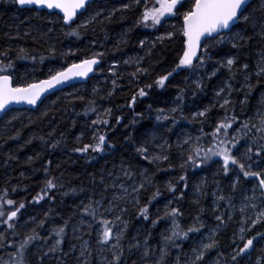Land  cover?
Returning <instances> with one entry per match:
<instances>
[{"label": "trees", "instance_id": "trees-1", "mask_svg": "<svg viewBox=\"0 0 264 264\" xmlns=\"http://www.w3.org/2000/svg\"><path fill=\"white\" fill-rule=\"evenodd\" d=\"M191 2L192 0H187L183 10L187 11ZM157 7H160L158 0H140L139 4L135 0L94 2L90 14L100 11L102 15L98 16L86 30H80L81 38L77 39L75 36L64 35L72 26L63 25L56 19L59 15L46 11L20 10L12 0H0V51L12 49L8 57L0 56V60H4L5 63H8L9 58L15 61L14 68L7 73L13 76L15 86H25L47 79L50 69L61 70L73 62L78 63L86 57L90 58L93 52L105 54L100 57L101 66L88 83L69 87L47 97L36 111L13 110L9 119L12 115L18 119L13 120L11 124H7L5 120L0 122V197L7 190V198L15 200L17 205L19 203L26 205L20 210L17 221H13L17 225L15 229L17 246L20 240L31 234L33 228H36L41 236H47L51 234L52 229L62 226L65 220L70 219L64 238V248L67 251L70 246L75 245L77 251L65 259L66 264H77L76 257L79 255V245L82 241L75 239L74 235L79 237L89 231L87 225L92 222L90 216L83 215L84 205L90 200H99L103 193L107 206L112 195L120 192L118 185L123 183L130 187L142 179L140 173L144 169L148 170L146 175L152 178V183L159 187L162 194L149 206V220L138 218V206L129 199L125 205L128 212L124 214V219L129 221L127 235L123 241L125 244L133 236H138L139 240L143 241L150 234L149 244L153 248L155 258L158 255L157 247L163 242L162 234L171 229L172 224L170 220L161 219L153 228L152 219L157 218V215H164L169 201L171 200L170 207H180L184 213L180 217V223L185 228L192 223L193 217L201 214L200 209H204L201 219L206 226L202 233L191 234L189 241H177L183 246L171 250L172 256L181 255L183 264V256L190 255V248L195 246L196 242H208L207 236L217 223L216 197L213 194L218 192L231 196L236 208L232 213L233 219L216 237L220 241L219 250L228 256L232 239L235 238L240 243L241 225L237 221L243 217L239 207L244 202V189L251 187L256 181L241 180L237 190L233 191L231 183L235 179L234 174L232 171H229L227 176L223 174L221 167L223 161L219 157L206 162L203 167L192 168L189 165L184 170L179 167L183 158L191 154V147L196 138H199V146L204 149L214 148V143H218V138L214 141L211 133L227 114L225 109L217 105L206 117L195 119L193 117L195 112L203 111L205 107L216 103L217 86L227 80L229 74L226 69H221L211 81L204 80L203 91L197 88L196 82L212 71L215 61L222 60L229 52V47L210 46L208 54L211 59L206 61L205 67L182 69L169 78L164 89L159 88L154 84V80L175 67L176 61L186 50V39L181 31L183 17L179 13L174 16L166 15L159 25H153L151 20L141 22L142 14L146 10L150 11ZM115 9L120 10L114 11ZM109 16L110 19H106ZM79 19L81 16L77 20ZM49 20L54 22L50 24ZM157 37L164 39L161 42ZM141 41L144 42L143 46L140 44ZM260 46L253 41L249 47L240 50L241 60H247L250 69L255 65ZM21 48L25 50L23 55L28 56V59L17 58L18 50ZM53 48L55 58H52ZM69 50L76 54L66 56L62 54ZM41 56L45 57L43 62L40 61ZM31 57H35V60ZM126 60L129 63L125 64ZM114 64L117 67L112 69L110 66ZM137 66L147 68L149 75L133 76L132 73L136 71ZM101 67L104 71H99ZM112 71L117 73L118 87L115 88V95L109 96L108 93L112 90ZM255 79L253 77V80ZM242 80L243 77L237 75L236 80L232 81L234 87L239 89ZM146 84L153 85L151 89L145 88L148 95L144 98L136 96L139 88L145 87ZM94 89L97 91L94 92ZM181 90H184V94L178 101L176 97L181 94ZM132 96H136L135 107L128 106ZM262 96L264 84L252 92L248 104L240 103L244 93L233 92L235 113L240 121L251 119L253 123L258 122L255 114L260 110ZM80 97L83 99H79ZM178 105L181 111H170ZM93 107L96 111L91 110ZM109 108L112 109L110 118L104 116L105 110ZM158 109H164V112L161 113ZM165 115H168L169 119H157L158 116ZM118 116L123 117L120 125L115 124ZM172 117L179 121L174 127ZM97 118H109L110 122L107 125L93 126L91 121ZM201 120L205 122L202 124ZM93 127L99 134H107L105 153H94L91 149L86 153L75 152L74 149L77 147L96 142L93 140L95 135ZM241 128L242 124L240 127L233 124V128L228 130L229 138L238 136L239 140L233 149L234 156L242 154L245 146H251L255 152L258 150V144L264 143L259 141L260 133L256 132L255 128L244 131H241ZM17 133L20 134L18 140L9 139ZM81 135L82 139L78 140L77 137ZM185 139H189V144L183 143ZM253 139L258 143L253 144ZM57 141L58 147L52 148V144ZM165 142L170 147L162 149L161 146L165 145ZM109 144H114L115 147H109ZM142 144L148 147L150 153L159 155L165 151L169 155V160L162 161L160 166L169 168L171 165L169 170L160 171L155 164H149L144 160L136 151ZM9 154L16 158L9 159ZM29 157L33 159L29 161ZM48 161L52 162L51 165ZM122 164L125 169L131 166L132 171L136 173L133 180L123 176ZM232 167L230 165V168ZM183 174L188 176L187 190L182 188L184 182L179 181V176ZM48 179L54 180L57 184L56 189H46L45 182ZM113 182L117 187H109L105 191V186ZM170 182L176 186L177 193H184L183 200L172 199L176 194L165 190ZM196 185H202L203 192H197ZM41 189H46L43 193L45 198L39 203H32ZM153 191L154 188L151 186L142 191L140 203L145 204ZM197 200L199 203H195ZM9 207L15 206L5 203V210ZM227 208V203L219 202V212L225 218L229 214L225 212ZM106 215L109 219L113 218L111 214ZM41 221L44 222L43 227H37ZM81 221L83 227H80ZM0 225H3L0 232H12L3 224L2 219ZM73 226L79 228L75 234ZM100 227L102 226L95 225L91 229V237L84 236V239L91 241L93 247L96 231ZM257 228H264V225H258ZM254 232L256 229L246 232L245 235L250 237ZM55 239L56 237H53V240ZM6 240L8 244L13 243L11 235L6 237ZM254 246H257L255 241ZM6 251L11 252L13 249L8 248ZM210 255L214 259L217 253L213 252ZM0 257L8 259L5 250L0 249ZM28 259L34 261L35 258L29 255ZM169 260L171 261V257ZM58 261L59 257L56 261H48V264H58Z\"/></svg>", "mask_w": 264, "mask_h": 264}, {"label": "snow or ice", "instance_id": "snow-or-ice-1", "mask_svg": "<svg viewBox=\"0 0 264 264\" xmlns=\"http://www.w3.org/2000/svg\"><path fill=\"white\" fill-rule=\"evenodd\" d=\"M137 4L140 0H135ZM187 0H158L160 7L153 8L152 10H146L141 17V22L146 23L151 20L153 25H159L161 19L165 15H177L178 13L183 17V28L181 29L183 36L187 38L186 50L175 63V67L168 71L167 74L159 76L154 80V84L161 89L165 88L166 82L170 77L178 73L182 69H195L203 68L206 66V61L211 57L208 54L210 46H227L229 52L225 54L222 60L215 61L212 71L204 76L201 80L196 82L197 88L201 91L204 90V80L211 81L213 77H216L221 69H226L229 74L227 80L222 81L215 92L216 103L210 104L205 107L203 111H197L194 114L193 119L199 117L204 118L217 105L225 109L226 115L221 122L215 127V131L211 133V136L218 138V143H214V148L204 149L199 146V138L195 139V142L191 147V154L183 158V162L179 167L184 170L190 166L192 168L203 167L206 162L212 161L214 158L219 157L222 163V171L225 176L229 171L234 174V181L231 183L233 191L237 190V186L240 185L241 180L250 181L255 180L256 183L251 187L244 189V202L239 207V212L242 214V219L237 223L241 225L239 229L240 243L235 238L232 239L231 251L228 256L224 255V252L220 251V241L216 239L220 230L228 225V222L233 219L232 213L236 211L233 204V198L231 196H225L223 194L214 193L216 197V215L215 221L217 222L215 227L211 230V233L207 236V243L196 242L195 246L190 248V255L185 254L183 256V264H264V228H257L258 225H264V143L258 144V150L253 152L251 146H245L242 154L233 155V149L236 148V144L239 142L238 136L229 138L228 130L233 128V124L241 126V131L251 130L255 128V131L260 133L259 141H264V96L261 97L260 110L257 111L256 119L257 123H253L251 119L240 121L235 113L234 101L232 95L234 91L244 93V97L240 100V103L248 104L249 97L252 92L264 84V0H192L190 7L187 11L183 10ZM12 3L18 6L20 10L36 11V10H59L63 13L62 17L57 16L63 25H69L70 27L64 32L66 36H75L77 39L81 38L80 30L87 29L96 18L102 13L95 11L94 14H90L93 9V0H12ZM179 6V7H178ZM127 7V6H125ZM120 9H115L118 11ZM80 13L81 19L77 20V13ZM40 13H38L39 15ZM106 19H110L106 17ZM50 24L53 20L48 21ZM75 22V23H74ZM239 29V30H237ZM63 31V29H62ZM161 42L163 37H157ZM204 41L202 47L201 41ZM253 41L261 45L257 52V60L254 67H251L247 60H241L240 50L249 47ZM143 46L144 42H140ZM232 50H236L233 52ZM9 51H0V56L8 57ZM25 50L23 48L18 50V59H28V56L23 55ZM63 55H75L72 50L62 53ZM105 54L103 52H93L90 58H84L79 63L73 62L70 66L61 70L52 71L50 69L49 78L41 80L39 83H28L25 86H13V76L9 73L14 68L15 61L9 58L8 63L4 60H0V119L6 121L7 124H11L13 120L18 119L17 116L12 115L10 105L27 103L28 105H36L45 92L56 88L58 85H63L68 81L76 78L87 79L89 73H92L96 69V66L101 64L100 57ZM35 60V57H31ZM52 58H55V49H52ZM45 57L41 56L40 61L43 62ZM195 62V64H194ZM125 64L129 61H124ZM112 69H115L117 65H111ZM99 71H104L103 67ZM143 74L149 75L147 68H141L137 66L133 76ZM113 77L112 90L108 93L109 96L115 95V88L117 85V73L111 72ZM237 75L243 77L242 86L237 89L234 87L232 81L236 80ZM253 77L256 79L253 80ZM122 78V77H119ZM152 84H146L145 87L139 88L136 96L144 98L148 95L145 88L151 89ZM97 91L96 89L93 90ZM184 90H181V94L176 97L179 101L182 99ZM136 96H132L128 102V106L135 107ZM79 99H83L80 97ZM94 103V102H93ZM232 105V107H229ZM150 107V106H149ZM92 111H96L93 107ZM159 112H164V109H158ZM171 112L181 111L180 106L170 110ZM112 109H107L104 112L105 117L111 115ZM87 115V112H85ZM139 115V114H138ZM109 118L94 119L91 121L93 126L95 125H107L109 124ZM174 120L173 127L178 120L172 117ZM187 119L186 117H182ZM157 119H169L168 115L163 117L158 116ZM123 120L122 116H118L115 120V124L120 125ZM202 124L204 120L200 121ZM135 123V121H133ZM115 130V129H113ZM170 130V129H169ZM223 130V134L221 135ZM203 131V129H201ZM235 131V130H234ZM93 140L94 144H84L83 147H77L75 152L86 153L91 149L94 153H105L106 151V136L107 134H99L98 130L93 127ZM239 135V134H238ZM20 134L9 137V139L18 140ZM41 139H43L41 137ZM78 140L82 139V135L77 137ZM31 141H29L30 143ZM184 144H189V139L183 141ZM257 140L253 139V144H257ZM59 145V141L52 144V148H56ZM109 147H115L114 144H109ZM170 147L165 142L161 148L165 149ZM136 151L141 154L144 160H147L149 164H155L160 171H168L169 168L161 167L162 161H168L169 155L165 151H162L159 155L150 153L146 145H140ZM255 157V159H254ZM9 159H14L12 154H9ZM94 158V157H93ZM33 158L29 157V161ZM51 165V161H48ZM230 165L233 166L230 168ZM121 171L123 176L128 180H133L136 173L132 171L131 166L127 169L121 165ZM147 169H144L140 176L141 180L134 182L130 187L125 184H119L120 192L113 194L111 200L105 206L106 198L101 193L99 200H90L88 204L84 205L83 215L91 217L90 223L87 227L89 231L83 233L81 236L76 237L82 243L79 245V255L76 257L77 264H181V255L177 254L172 256V249L181 248L183 245L177 243V241H189L190 235L193 233H202L203 228L206 226L205 222L201 219L204 209H200V215L193 217V221L186 228L180 223V217L184 215L180 207H166L163 216L157 215V218L152 219V227L154 228L159 224L161 219H167L171 221L172 227L162 234L163 242L157 247L158 255L154 256L153 248L149 244L151 235H147L143 241H140L138 236H133L126 244L123 242L128 231L129 221L124 219V214L128 212V208L125 206L129 199L135 205H137L138 218L142 217L144 220H149V206L157 199L162 193L159 187L152 183V178L147 176ZM23 175V173L21 174ZM120 179V177H117ZM179 181H183L182 188L187 190L188 188V176L186 174L179 176ZM103 179L101 184H103ZM46 189H56L57 184L53 179H48L45 182ZM154 188L150 199L145 204L140 203V193L146 191L148 187ZM116 188L117 185L113 182L110 185L105 186L107 189ZM46 189H41L32 201V203H39L45 197L43 193ZM166 191L175 193L172 197L174 200H183L184 193H177V188L171 182L167 184ZM197 192H203L202 185H196ZM251 193V195H247ZM7 190L4 191L3 196L0 197V219L3 220V224L7 225V229L12 230L11 233L0 232V249L5 250V254L8 259L5 260L0 257V264H48V261H56L59 257L58 264H66V257L77 251V247L72 245L66 251L64 248L65 236L67 229L69 228L70 219L65 220L62 226L51 230V234L47 236H41L40 233L33 228L31 234L26 235V238L19 241L18 246L15 243V237L17 235L15 229L17 225L13 221H17L18 214L21 209H24L26 205L19 203L13 199H9ZM225 202L228 208L225 212L229 213L225 218L219 212V202ZM123 202V203H121ZM5 203L9 206L5 210ZM199 203V201H195ZM251 210L250 212L248 210ZM159 211V210H157ZM107 214L112 215V219L107 217ZM43 221H41L37 227H43ZM95 225H101L96 231L95 247H93L89 239H84V236L91 237V229ZM3 225H0L2 228ZM80 227H83V221H81ZM252 229H256L250 237H246L245 233L250 232ZM79 228L73 226V233L75 234ZM115 230V231H114ZM11 235L13 243L8 244L6 237ZM53 237H56L53 240ZM39 241V243H37ZM52 241V243H49ZM254 241L257 246H254ZM8 248H12L13 251L7 252ZM34 249V250H33ZM217 253L213 259L211 253ZM31 255L35 259L30 261L28 256ZM98 257V260H97ZM171 257V261L169 260ZM207 257V259H206ZM256 257L255 259H253Z\"/></svg>", "mask_w": 264, "mask_h": 264}, {"label": "water", "instance_id": "water-1", "mask_svg": "<svg viewBox=\"0 0 264 264\" xmlns=\"http://www.w3.org/2000/svg\"><path fill=\"white\" fill-rule=\"evenodd\" d=\"M104 0H93V3L94 2H103ZM179 7V6H178ZM38 11H46L48 12L49 14H58L60 15L61 17L63 16V13L59 12V10H47V9H42V10H38ZM80 16V13L78 12L77 13V19L78 17ZM69 26V25H67ZM185 37V36H184ZM186 41H187V38L185 37ZM201 45L203 47L204 45V41L202 40L201 41ZM79 63V62H78ZM195 64V62H194ZM101 66V64L97 65L96 66V69H98L99 67ZM96 71L97 70H94L92 73H89L87 79H84V78H76L74 80H71V81H68L67 83L63 84V85H58L56 88L54 89H51L49 90L48 92H45L44 95L41 97V99L37 102L36 105H28L27 103H20V104H13V105H10L9 108L12 109V110H23V109H27V110H31V111H36L38 109V107L41 105V103L49 96L59 92V91H62V90H65L69 87H72V86H75V85H83V84H86L88 83V81L96 74ZM13 83V86L15 87L14 85V80L12 81ZM36 83H39V82H36ZM3 119H0V122L2 121Z\"/></svg>", "mask_w": 264, "mask_h": 264}, {"label": "rangeland", "instance_id": "rangeland-1", "mask_svg": "<svg viewBox=\"0 0 264 264\" xmlns=\"http://www.w3.org/2000/svg\"><path fill=\"white\" fill-rule=\"evenodd\" d=\"M158 8H159V7H157V9H158ZM151 10H152V9H151ZM165 16H166V15H165ZM165 16H164V17H165ZM164 17H163V18H164ZM163 18H162V19H163Z\"/></svg>", "mask_w": 264, "mask_h": 264}]
</instances>
